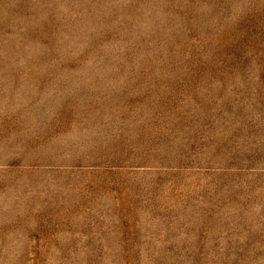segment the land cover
I'll use <instances>...</instances> for the list:
<instances>
[{
  "label": "rangeland",
  "instance_id": "rangeland-1",
  "mask_svg": "<svg viewBox=\"0 0 264 264\" xmlns=\"http://www.w3.org/2000/svg\"><path fill=\"white\" fill-rule=\"evenodd\" d=\"M0 264H264V0H0Z\"/></svg>",
  "mask_w": 264,
  "mask_h": 264
}]
</instances>
